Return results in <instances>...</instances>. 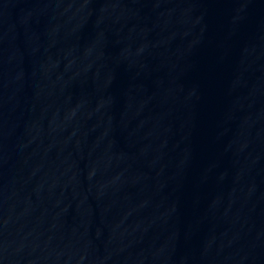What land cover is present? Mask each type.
<instances>
[{
  "label": "water",
  "instance_id": "water-1",
  "mask_svg": "<svg viewBox=\"0 0 264 264\" xmlns=\"http://www.w3.org/2000/svg\"><path fill=\"white\" fill-rule=\"evenodd\" d=\"M0 264H264V81L0 4Z\"/></svg>",
  "mask_w": 264,
  "mask_h": 264
}]
</instances>
